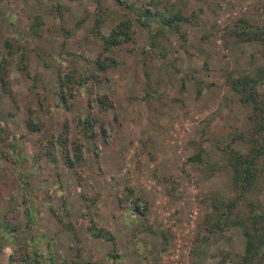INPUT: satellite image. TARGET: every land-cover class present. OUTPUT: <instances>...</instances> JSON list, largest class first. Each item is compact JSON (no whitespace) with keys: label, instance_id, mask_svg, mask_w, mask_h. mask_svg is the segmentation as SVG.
<instances>
[{"label":"rangeland","instance_id":"374dc122","mask_svg":"<svg viewBox=\"0 0 264 264\" xmlns=\"http://www.w3.org/2000/svg\"><path fill=\"white\" fill-rule=\"evenodd\" d=\"M56 1L67 5L61 15L51 9ZM124 2H133L136 12L148 8V25L140 26ZM102 6L101 32L129 16L137 39L112 47L107 54L115 65L91 82L111 107H87L86 92L75 86L67 110L57 105V67L91 65L84 57L96 56L100 39L88 28ZM156 8L189 19L166 27L152 14ZM35 14L42 24L31 35ZM239 18L263 24L264 0H0V43L12 35L29 47L27 72L14 66L9 72L16 102L0 90V220L5 215L16 226L3 239L0 264L30 236L57 264H235L240 228L229 226L204 241L199 224L203 194H230L221 150L227 143L245 148L237 134L249 125L250 108L224 75L264 64L263 42L235 41L224 32ZM27 108L42 121L40 131L26 129ZM86 110L96 118L92 139L75 123V113ZM61 131L81 140L80 164L68 168L59 156L41 155L33 166L31 149ZM196 151L201 160L190 159ZM24 172L26 186L19 177ZM128 188L132 195L125 197ZM132 196L139 197V209L145 205L143 214L128 211ZM258 197L264 206V188ZM91 223L109 229L114 243L92 236Z\"/></svg>","mask_w":264,"mask_h":264},{"label":"trees","instance_id":"16d2710c","mask_svg":"<svg viewBox=\"0 0 264 264\" xmlns=\"http://www.w3.org/2000/svg\"><path fill=\"white\" fill-rule=\"evenodd\" d=\"M96 1L100 3V0ZM124 5L134 11L135 20L140 26L148 25L149 18L146 15L148 8L136 12L133 2H124ZM61 8L67 9V5L58 1L51 5V9L57 11L58 15L62 13ZM99 9L94 16L93 24L88 28L93 36L100 39V50L96 56L90 59L84 57L91 65L80 69L64 63L57 67V85L54 90L58 98L57 105L67 110L71 109V97L75 86L81 87L86 92L87 107H90L91 102L99 110L111 107L112 101L105 93H93L91 82L99 80L100 71L115 65L116 59L107 54L112 47L124 41L135 42L137 39L136 31L132 27V19L129 16L114 22L106 33L101 32L99 27L105 20V10L103 6ZM152 14H157V20L166 27L189 19V15H184L179 10L164 14L156 8ZM41 24V19L35 14L28 25L30 34L38 35ZM223 30L235 41L264 43V23L255 24L239 18L226 24ZM65 33H68V30L65 29ZM0 48V90L10 98L11 102L15 103L16 95L10 87L9 72L12 66L27 72L29 47L15 36L10 35L2 39ZM224 83L237 95L240 103L249 106L250 112L247 116L249 125L245 134H237V137L244 141L245 148L240 149L227 143L221 150L224 165L229 168L231 192L225 195L217 190H211L203 194L201 201L205 205V210L199 224L200 235L205 241L229 226H238L243 238V246L235 264H253L264 259V206L258 197V193L264 188V64L255 66L251 72L226 73ZM26 112L27 115L24 118L26 129L40 131L43 128L42 121L32 108H27ZM74 118L79 134L92 139L95 134L93 130L95 116L86 110L85 113L76 112ZM54 151L57 153L55 154ZM41 155L52 161L59 156L64 166L75 168L83 159L82 142L79 138H69L64 131H61L46 138L35 149H31L29 156L33 166L38 165ZM190 159L201 160V154L196 151ZM19 177L22 185H28L26 172ZM127 192L125 197L132 195L130 188ZM137 200L139 197H131L130 205L127 206L128 211L133 214H143L145 205L139 209ZM65 225L70 227L69 222H65ZM15 228L16 226L10 224L4 215L0 220V247L6 233H11ZM88 229L92 236L114 243V234L109 229L95 223H91ZM161 234L163 235L162 232ZM17 248L16 255L8 254L6 264H11L13 260H19L21 264H57L50 251L47 250L44 253L40 250L35 236H30L22 246ZM109 253L110 256H116L114 248H111ZM220 261L222 262L223 258Z\"/></svg>","mask_w":264,"mask_h":264}]
</instances>
